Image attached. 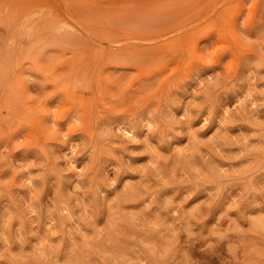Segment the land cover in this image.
Here are the masks:
<instances>
[{
	"label": "rangeland",
	"instance_id": "1",
	"mask_svg": "<svg viewBox=\"0 0 264 264\" xmlns=\"http://www.w3.org/2000/svg\"><path fill=\"white\" fill-rule=\"evenodd\" d=\"M0 264H264V0H0Z\"/></svg>",
	"mask_w": 264,
	"mask_h": 264
},
{
	"label": "bare ground",
	"instance_id": "2",
	"mask_svg": "<svg viewBox=\"0 0 264 264\" xmlns=\"http://www.w3.org/2000/svg\"><path fill=\"white\" fill-rule=\"evenodd\" d=\"M40 72V71H39Z\"/></svg>",
	"mask_w": 264,
	"mask_h": 264
}]
</instances>
